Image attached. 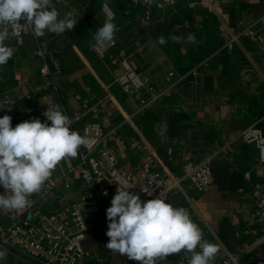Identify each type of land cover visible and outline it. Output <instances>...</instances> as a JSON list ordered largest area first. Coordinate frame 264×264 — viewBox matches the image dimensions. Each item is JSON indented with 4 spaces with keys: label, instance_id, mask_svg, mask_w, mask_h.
<instances>
[{
    "label": "crops",
    "instance_id": "obj_1",
    "mask_svg": "<svg viewBox=\"0 0 264 264\" xmlns=\"http://www.w3.org/2000/svg\"><path fill=\"white\" fill-rule=\"evenodd\" d=\"M195 1L200 3L177 0L175 6L159 10L135 6L130 0H56L54 6L61 17L71 11L78 20L75 29L61 35L46 32L37 39L24 35L21 44L13 37L5 41L14 53L0 67V93L21 100V107L28 105L26 97L33 91L40 98L51 95L71 111L81 109L78 98L103 101L100 111L109 110L113 101L116 111L105 129L116 134L109 136L105 147L128 166L138 163L140 153L129 150L134 140L144 141L173 172L180 171L187 157L193 162L211 159L214 184L208 192L198 194L185 185L190 201L175 194L166 202L186 208L205 238L219 248L243 253L241 264H264V226L258 221L257 207L264 194V163L255 147L241 141V134L250 127L264 132V44L243 33L257 29L264 17V0H208L190 8ZM109 12L114 13L119 31L116 46L102 60L93 51L92 37ZM161 36L166 43H159ZM173 36H193L194 40L175 42ZM38 43L60 64L61 73L54 79L56 93L40 86ZM122 58H131L148 82L159 87L165 86L170 72L186 77L201 66V85L187 87L182 96L166 97L139 113L138 97L125 95L118 83L121 65L112 64ZM16 114L10 113L12 120ZM117 135L125 149L117 148ZM169 151L173 152L171 163L167 161ZM64 162L76 167L77 158ZM69 182L72 187L67 190ZM83 193V181L76 172L58 183V200H44L36 214H52ZM104 220V216L94 217L90 227L98 229ZM10 226V219L0 212V249L8 253L0 264H37L21 258L7 245L4 232ZM106 244L107 236L99 234L85 240L83 248L99 254L106 264H137L113 254ZM79 264H89V260L82 259Z\"/></svg>",
    "mask_w": 264,
    "mask_h": 264
},
{
    "label": "built area",
    "instance_id": "obj_2",
    "mask_svg": "<svg viewBox=\"0 0 264 264\" xmlns=\"http://www.w3.org/2000/svg\"><path fill=\"white\" fill-rule=\"evenodd\" d=\"M53 0V5H55ZM135 6L144 5L148 8L155 7L159 10L176 5L177 0H130ZM208 0L191 2L190 8L198 4H204ZM149 19V17H147ZM21 24H25L21 21ZM232 33V31H231ZM250 39L264 44V17L259 21L256 30L246 29L243 31ZM24 35H32L31 26L25 25L18 35L13 36L21 44ZM34 36V35H33ZM35 37V36H34ZM234 41L237 37L233 35ZM37 39V37H35ZM37 57L42 61L40 69V86L45 90L57 92L54 79L61 73L58 60L46 49L44 44L38 43ZM116 43H111L105 48L96 50L95 54L102 60L107 58ZM113 65H121L123 73L118 78L123 93L129 97H138V112L144 113L153 108L166 97L174 94L183 95L188 87L197 89L200 87L201 66L192 69L188 76H179L175 71L168 74L165 86H154L148 82L146 75L138 68L131 58H122L121 61H112ZM53 65V67H51ZM53 94V93H52ZM28 105L21 107V100L15 99L9 93H0V117L17 112L12 120V126L26 120L38 118L43 122L46 117L43 113L47 105L55 104L68 115L71 120V130L78 131L82 136L86 135L92 144L91 149L81 147L77 157L76 167H72L62 160L54 171L50 181L43 188V195H33L30 198L29 207L23 212L6 210L4 213L11 221V226L4 232L6 243L23 259H29L37 264H79L82 259L87 258L89 264H106L99 254H92L83 248V242L99 234H105L108 230L106 209L111 206V200L117 192L119 180L134 184L129 191L139 194L142 201L159 197L168 201L175 194L183 195L188 201L190 198L185 189L188 185L191 190L198 194L208 192L213 184L214 177L211 169V159L193 162L187 157L179 172L171 171L167 163L144 141H132L129 150L138 156V163L128 166L105 144L110 135L116 134L106 132L105 126L112 121L113 112L116 111L115 103L109 102V110L99 108L104 106L103 101L80 100L81 109L71 111L67 105L60 100L53 99L51 95L37 97L35 91L27 97ZM10 101V103H5ZM8 108H11L9 110ZM51 124V122H48ZM118 149H125L120 136L115 137ZM241 141L246 146L257 149L260 162L264 163V132L257 126L246 129L241 134ZM167 161L173 162V152L167 154ZM79 173L84 185V193L80 198L69 204L62 205L52 214H36L40 204L47 199H56V189L61 179H67ZM115 173V175H113ZM248 177V175H247ZM111 183H110V182ZM66 189H71L69 182ZM6 190L0 186V194ZM107 192V196L103 195ZM147 193L152 194L149 196ZM259 210L258 221L264 226V194L257 200ZM29 215L28 219H23ZM104 216L103 225L98 229L90 227V220L94 217ZM1 231V230H0ZM264 232V229H263ZM109 238L107 237V242ZM212 264H241L244 254H234L221 247ZM157 264H187L183 254L168 256L166 260H158Z\"/></svg>",
    "mask_w": 264,
    "mask_h": 264
},
{
    "label": "clouds",
    "instance_id": "obj_3",
    "mask_svg": "<svg viewBox=\"0 0 264 264\" xmlns=\"http://www.w3.org/2000/svg\"><path fill=\"white\" fill-rule=\"evenodd\" d=\"M114 19V13L109 12L104 24L96 30L92 37L94 49L114 43L119 31ZM77 22L71 11L61 17L53 0H0V67L14 53L5 41L18 35L25 25L31 26L32 35L42 37L46 32L61 35L72 31ZM171 39L191 42L194 37ZM159 43H166V39L161 36ZM43 115L45 122L34 118L15 127L10 115L0 117V186L6 190L0 194V212L26 210L33 195L44 194L45 184L62 160L77 158L81 147H92L86 135L71 130V118L58 105H47ZM115 183L117 192L106 209L107 249L137 264H157L158 260L180 253L187 264H212L219 246L205 238L186 208L174 207L159 197L144 202L139 194L129 191L134 184L127 181L122 184L119 180ZM103 195L107 196V192ZM7 255L6 249H0V262L6 261Z\"/></svg>",
    "mask_w": 264,
    "mask_h": 264
},
{
    "label": "water",
    "instance_id": "obj_4",
    "mask_svg": "<svg viewBox=\"0 0 264 264\" xmlns=\"http://www.w3.org/2000/svg\"><path fill=\"white\" fill-rule=\"evenodd\" d=\"M29 218V215H25L24 217H23V219H28Z\"/></svg>",
    "mask_w": 264,
    "mask_h": 264
}]
</instances>
